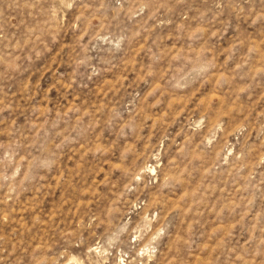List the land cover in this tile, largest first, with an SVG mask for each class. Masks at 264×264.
I'll return each mask as SVG.
<instances>
[{
  "label": "rangeland",
  "instance_id": "1",
  "mask_svg": "<svg viewBox=\"0 0 264 264\" xmlns=\"http://www.w3.org/2000/svg\"><path fill=\"white\" fill-rule=\"evenodd\" d=\"M0 264H264V0H0Z\"/></svg>",
  "mask_w": 264,
  "mask_h": 264
}]
</instances>
